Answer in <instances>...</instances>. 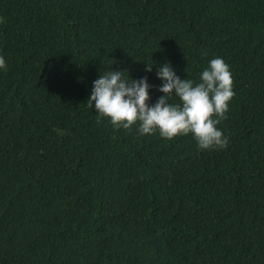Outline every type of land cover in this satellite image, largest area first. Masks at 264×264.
<instances>
[{
  "label": "trees",
  "instance_id": "16d2710c",
  "mask_svg": "<svg viewBox=\"0 0 264 264\" xmlns=\"http://www.w3.org/2000/svg\"><path fill=\"white\" fill-rule=\"evenodd\" d=\"M0 18V264H264V0H0ZM217 57L227 148L88 107L111 70L147 76L151 105L160 66L199 83Z\"/></svg>",
  "mask_w": 264,
  "mask_h": 264
},
{
  "label": "clouds",
  "instance_id": "9594fccd",
  "mask_svg": "<svg viewBox=\"0 0 264 264\" xmlns=\"http://www.w3.org/2000/svg\"><path fill=\"white\" fill-rule=\"evenodd\" d=\"M0 69L7 71L3 56ZM146 70L150 72L152 66L146 64ZM126 71L111 70L93 82L87 102L89 108L95 107L98 123L107 117L114 128L131 130L137 126L140 135L158 131L168 140L191 133L201 150L227 148L228 139L218 125L226 118L235 92L233 75L223 58L210 60L199 83L181 79L170 62L163 64L157 71L162 81L158 90L163 95L151 105L149 90L154 85L147 76L129 81ZM173 95L179 97V104L170 103Z\"/></svg>",
  "mask_w": 264,
  "mask_h": 264
}]
</instances>
